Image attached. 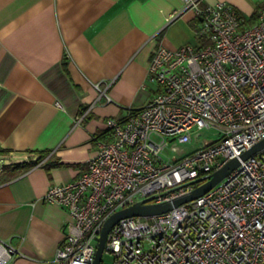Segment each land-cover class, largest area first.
<instances>
[{"label":"built area","instance_id":"2783aa9c","mask_svg":"<svg viewBox=\"0 0 264 264\" xmlns=\"http://www.w3.org/2000/svg\"><path fill=\"white\" fill-rule=\"evenodd\" d=\"M182 1L199 17L201 44L159 46L148 67L152 99L107 119L110 139L86 170L47 189L43 200L71 218L47 264H92L112 213L182 195L264 139V1L248 22L224 1L202 9L198 0ZM212 130L216 137L208 140L204 132ZM15 253L0 239V264ZM103 253L111 264H264V149L190 202L117 221Z\"/></svg>","mask_w":264,"mask_h":264},{"label":"crops","instance_id":"0c3cea01","mask_svg":"<svg viewBox=\"0 0 264 264\" xmlns=\"http://www.w3.org/2000/svg\"><path fill=\"white\" fill-rule=\"evenodd\" d=\"M218 1L248 22L264 0L197 7ZM198 20L182 0H0V239L16 250L9 264L53 258L71 218L43 200L47 189L86 170L110 139L107 119L152 99L155 50L201 44Z\"/></svg>","mask_w":264,"mask_h":264},{"label":"water","instance_id":"95a60500","mask_svg":"<svg viewBox=\"0 0 264 264\" xmlns=\"http://www.w3.org/2000/svg\"><path fill=\"white\" fill-rule=\"evenodd\" d=\"M264 149V139L258 141L251 148L243 152L238 158H233L227 161L221 168L212 172L210 175L196 180V184L190 191L176 196L172 199L162 201V202H150L149 199L134 202L127 207L120 209L112 213L104 221L99 236L97 238L96 250L94 253V258L92 264H100L103 246L110 228L119 220L127 217H148L153 215H159L172 210L182 204L190 202L209 190H211L217 183H219L227 174H229L233 169H235L240 161H244L254 154Z\"/></svg>","mask_w":264,"mask_h":264},{"label":"rangeland","instance_id":"374dc122","mask_svg":"<svg viewBox=\"0 0 264 264\" xmlns=\"http://www.w3.org/2000/svg\"><path fill=\"white\" fill-rule=\"evenodd\" d=\"M204 134L207 136V139L208 140H213L216 137V135L214 133V130H212V131H205ZM191 147H192V145L189 144V145H185L183 148L185 150H187V149H189ZM165 154H167V157H169V158H172L174 156V153H171L170 151H168V153H165ZM100 264H111V258H110V256L108 254H104L103 253Z\"/></svg>","mask_w":264,"mask_h":264},{"label":"trees","instance_id":"16d2710c","mask_svg":"<svg viewBox=\"0 0 264 264\" xmlns=\"http://www.w3.org/2000/svg\"><path fill=\"white\" fill-rule=\"evenodd\" d=\"M254 17H255V14L250 18V20L253 21ZM38 160H39L38 158L36 160H32L27 166L35 164Z\"/></svg>","mask_w":264,"mask_h":264}]
</instances>
